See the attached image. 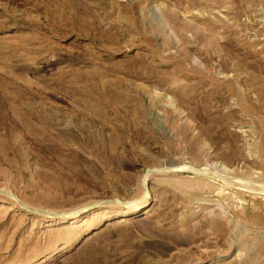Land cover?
I'll use <instances>...</instances> for the list:
<instances>
[{"label":"rangeland","instance_id":"374dc122","mask_svg":"<svg viewBox=\"0 0 264 264\" xmlns=\"http://www.w3.org/2000/svg\"><path fill=\"white\" fill-rule=\"evenodd\" d=\"M263 189L264 0H0V264H264Z\"/></svg>","mask_w":264,"mask_h":264},{"label":"water","instance_id":"95a60500","mask_svg":"<svg viewBox=\"0 0 264 264\" xmlns=\"http://www.w3.org/2000/svg\"><path fill=\"white\" fill-rule=\"evenodd\" d=\"M149 172H153V170L150 169V168H147V169L145 170V173H149ZM147 186H148V185H147V182H145V184H144V190H145V192L148 191ZM93 206H94V205H88V206H86V207L80 209L79 211H83V210H85V209H89V208H91V207H93Z\"/></svg>","mask_w":264,"mask_h":264},{"label":"bare ground","instance_id":"6f19581e","mask_svg":"<svg viewBox=\"0 0 264 264\" xmlns=\"http://www.w3.org/2000/svg\"><path fill=\"white\" fill-rule=\"evenodd\" d=\"M177 170V169H176ZM202 172H204V171H202ZM206 174V173H205ZM147 177H148V175H144L143 176V186H144V184H145V182H146V180H147ZM240 181V180H239ZM233 182V181H232ZM236 182H237V180H236ZM247 184V183H246ZM264 190V189H263ZM81 213L82 212H86L85 210L84 211H80ZM62 217H66L65 215L64 216H60L59 218H62Z\"/></svg>","mask_w":264,"mask_h":264}]
</instances>
